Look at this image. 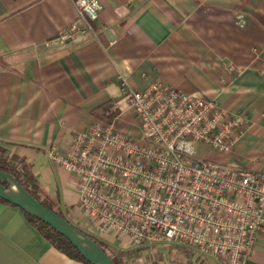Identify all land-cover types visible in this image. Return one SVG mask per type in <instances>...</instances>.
Listing matches in <instances>:
<instances>
[{
  "label": "crops",
  "instance_id": "obj_1",
  "mask_svg": "<svg viewBox=\"0 0 264 264\" xmlns=\"http://www.w3.org/2000/svg\"><path fill=\"white\" fill-rule=\"evenodd\" d=\"M75 1L0 0V144L29 166L71 224L80 219L76 178L49 152H64L76 132L107 122L99 111L121 102L120 76L136 91L161 82L243 114L232 152L211 153L215 162L264 172V0H100L94 36L70 41L64 37L77 18ZM129 122L115 125L126 130ZM106 245L119 252L118 241ZM125 255L144 264H222L172 243ZM0 264L84 263L0 202ZM246 264H264V236Z\"/></svg>",
  "mask_w": 264,
  "mask_h": 264
},
{
  "label": "built area",
  "instance_id": "obj_2",
  "mask_svg": "<svg viewBox=\"0 0 264 264\" xmlns=\"http://www.w3.org/2000/svg\"><path fill=\"white\" fill-rule=\"evenodd\" d=\"M74 6L77 18L64 39L84 41L94 36L101 3ZM119 79L123 94L112 106L114 119L95 121L64 152H49L76 178L80 219L72 225L105 245L118 241L122 253L172 243L222 264H246L264 236V172L200 158L195 148L230 154L244 115L161 82L136 91ZM128 116L127 129L116 128ZM122 261L144 264L128 255Z\"/></svg>",
  "mask_w": 264,
  "mask_h": 264
},
{
  "label": "trees",
  "instance_id": "obj_3",
  "mask_svg": "<svg viewBox=\"0 0 264 264\" xmlns=\"http://www.w3.org/2000/svg\"><path fill=\"white\" fill-rule=\"evenodd\" d=\"M111 109H112V105L107 104L103 106L99 111V113L101 112L106 113V116L103 120L109 123L115 117V112H111ZM0 172L13 176L16 179V181L23 187V189L27 191L41 205H43L50 211L54 212L55 214H57L62 219L67 220L57 208L53 207L48 196L40 188L38 182L31 173L29 166L22 159H19L15 156H10L8 150L4 148L1 144H0ZM0 202L14 206L1 199ZM19 210L23 213L27 221L34 228H36L39 231V233L48 242H50L53 247H55V249H57L58 251H60L61 253L67 255L72 259L78 260L84 264H90L78 254L75 248L64 237L59 235L57 232H55L53 229H51L43 222L28 215L21 209ZM94 241L99 246V248L102 249L112 259V261L115 264H122V258L123 256H125L126 253L113 251L110 248H108V246H106L105 244L96 240Z\"/></svg>",
  "mask_w": 264,
  "mask_h": 264
},
{
  "label": "water",
  "instance_id": "obj_4",
  "mask_svg": "<svg viewBox=\"0 0 264 264\" xmlns=\"http://www.w3.org/2000/svg\"><path fill=\"white\" fill-rule=\"evenodd\" d=\"M62 44L63 42L56 41L54 46ZM0 199L49 226L64 237L88 263L115 264L94 240L67 220L41 205L23 189L13 176L2 172H0Z\"/></svg>",
  "mask_w": 264,
  "mask_h": 264
},
{
  "label": "rangeland",
  "instance_id": "obj_5",
  "mask_svg": "<svg viewBox=\"0 0 264 264\" xmlns=\"http://www.w3.org/2000/svg\"><path fill=\"white\" fill-rule=\"evenodd\" d=\"M195 148L197 150L198 157L203 159H210L212 161L216 160L215 155L211 153V151L206 145H196Z\"/></svg>",
  "mask_w": 264,
  "mask_h": 264
}]
</instances>
